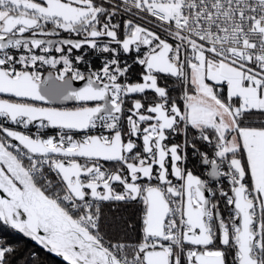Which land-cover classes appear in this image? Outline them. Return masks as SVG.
<instances>
[{
    "label": "snow or ice",
    "instance_id": "1",
    "mask_svg": "<svg viewBox=\"0 0 264 264\" xmlns=\"http://www.w3.org/2000/svg\"><path fill=\"white\" fill-rule=\"evenodd\" d=\"M42 252L264 264V0H0V264Z\"/></svg>",
    "mask_w": 264,
    "mask_h": 264
},
{
    "label": "trees",
    "instance_id": "2",
    "mask_svg": "<svg viewBox=\"0 0 264 264\" xmlns=\"http://www.w3.org/2000/svg\"><path fill=\"white\" fill-rule=\"evenodd\" d=\"M89 59H91L93 61L94 64H99L100 60L98 58H92L91 56H89ZM138 75H139V69L137 68L136 71H134L132 73V80L135 81L136 79H138ZM195 161H193L192 163H190V167H192L193 165H195ZM198 167V166H196ZM42 257L45 259L46 264H64L62 261L54 258L53 256H51L50 254H46V253H41Z\"/></svg>",
    "mask_w": 264,
    "mask_h": 264
},
{
    "label": "water",
    "instance_id": "3",
    "mask_svg": "<svg viewBox=\"0 0 264 264\" xmlns=\"http://www.w3.org/2000/svg\"><path fill=\"white\" fill-rule=\"evenodd\" d=\"M75 86H79V82H77V84H76ZM67 106L71 107V106H72L71 102H69V104H68ZM50 255H51V256H53L54 258H56V259H58V260L62 261V258L55 257V256H54V255H52V254H50ZM62 262H63V261H62ZM63 263H64V262H63Z\"/></svg>",
    "mask_w": 264,
    "mask_h": 264
},
{
    "label": "built area",
    "instance_id": "4",
    "mask_svg": "<svg viewBox=\"0 0 264 264\" xmlns=\"http://www.w3.org/2000/svg\"><path fill=\"white\" fill-rule=\"evenodd\" d=\"M93 58H97L95 55H93ZM193 167V166H192ZM193 170L197 173V174H199V172H200V169H199V167H193Z\"/></svg>",
    "mask_w": 264,
    "mask_h": 264
},
{
    "label": "rangeland",
    "instance_id": "5",
    "mask_svg": "<svg viewBox=\"0 0 264 264\" xmlns=\"http://www.w3.org/2000/svg\"><path fill=\"white\" fill-rule=\"evenodd\" d=\"M89 56H91L93 58V54L92 53H89ZM89 58V57H88Z\"/></svg>",
    "mask_w": 264,
    "mask_h": 264
}]
</instances>
